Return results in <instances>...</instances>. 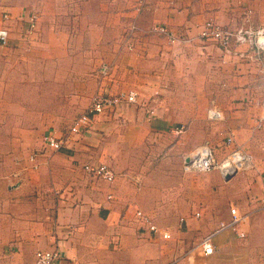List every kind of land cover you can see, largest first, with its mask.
<instances>
[{
    "label": "crops",
    "instance_id": "obj_1",
    "mask_svg": "<svg viewBox=\"0 0 264 264\" xmlns=\"http://www.w3.org/2000/svg\"><path fill=\"white\" fill-rule=\"evenodd\" d=\"M76 1L77 13L97 25L78 24L73 33L53 26L41 30L36 37L40 41L33 45L45 49L41 51L47 56L38 61V52L33 50L37 61L31 60L28 66L48 70L52 76L55 70L61 71L55 74L59 80H54L61 83V92L53 88L54 82L45 94L65 97L64 105L52 99L45 108V122L38 128L0 120V264H32L38 251L55 252L56 264H264V209L259 204L264 185V132L255 125L264 115V82L258 85L255 80L256 72L261 76L262 71L256 60L248 65L237 57L250 50L251 35H246L247 48L230 52L197 37L198 26L207 21L247 33L257 24L264 26L259 19L252 21L253 16H242L250 10L247 3L251 0ZM72 2L45 0L44 8L38 7L37 0L3 4L13 15L26 18L38 12L54 25L67 15L65 7ZM136 4L143 7L136 9ZM132 23L137 25H131L136 27V41L128 49L122 40L126 26ZM156 25L187 43H169L167 35L151 31ZM15 31H20L17 25ZM2 50L5 47L0 46ZM8 64L10 60L1 58L0 69L5 70L0 72V81L11 70ZM104 65L109 74L101 78ZM20 74L15 82L29 84L37 95L33 79ZM129 92L136 94L137 104L95 115L88 133L77 143L58 152L39 153L43 147H37V134L32 133L62 135L94 96ZM12 106L13 120L27 117L21 102ZM68 108L69 114L65 112ZM213 109L220 119L209 118ZM29 115L37 116L36 112ZM58 118L63 119L61 123L55 122ZM202 132L203 140L198 136ZM227 138L231 144H226ZM21 143L30 150L24 152ZM204 144L213 149L218 162L236 149L247 158L228 180L222 170L204 175V193L211 198L214 211L203 223L198 221L201 225L193 221L189 230L203 229L209 234L210 226H218L212 215L221 212L226 215L223 222L228 221L231 208L246 216L238 233L226 229L213 235L215 252L207 257L197 249L201 238L195 237L205 233H183L171 226L161 229L148 217L175 212L167 198L184 197L186 189L174 178L168 180L176 169L186 174L189 151ZM139 149L144 150L142 159ZM146 150L153 156L158 150L162 156L151 161ZM172 155L181 157L182 166L178 159L180 165H175ZM171 162L173 170L168 168ZM98 165L108 167L115 179L106 182L84 170ZM197 187V182L190 185L191 197L198 193ZM146 221L160 233H151ZM164 232L169 238H162Z\"/></svg>",
    "mask_w": 264,
    "mask_h": 264
},
{
    "label": "rangeland",
    "instance_id": "obj_2",
    "mask_svg": "<svg viewBox=\"0 0 264 264\" xmlns=\"http://www.w3.org/2000/svg\"><path fill=\"white\" fill-rule=\"evenodd\" d=\"M3 1H7V0H0V29H6L8 31V39L6 42V45L1 46V47H5V50L0 51V61L1 58H4L6 60V62H11V70L5 73L6 78L4 80L0 81V120H9L16 123H20L22 126L25 127H39V125H43L45 122V117L43 116L45 114L46 111V106L49 105L51 103V100L54 99V102H58V106H62L64 105V103L62 102V99L65 97H47L45 94V90L46 88H49L50 85L55 82V86H53L54 89L56 90H62L61 87V83H58L54 80H59V77H57L55 74L58 72L60 73V70H55L54 74L52 76V74L48 71V70H39L38 68H28L29 66V62L31 60H33V62L37 61L35 58V53H33V50L37 51V56H38V61H40L41 57L47 56L45 55L42 51H45V49H40L39 47H36L35 42L37 43L38 41H40L39 39H37V35H40V31L41 30H45L46 28H50L53 26L54 29H59V30H63V29H67L66 31L70 32H74L77 30L78 28V24L82 27L87 26L88 24L91 25H97V22H91L89 21L86 16L84 17L81 13H77L79 12L78 9L79 7L77 6V1L76 0H72L73 2L70 4V6H66V16H63L62 19H60L59 21L56 22V24L51 25V23H47L44 19H41V16L39 15L38 12H33L30 13L29 15L26 16V18H22V17H18L16 15H13L12 12L7 11V8L9 7L8 5H4ZM39 2L38 7L44 8V3L45 0H37ZM28 2H30V0H28ZM43 2V6L40 4ZM76 2V3H75ZM254 2V3H253ZM35 3V1H34ZM248 6H250V10H247L244 12V14H242L243 17L248 18L250 17H257V19L252 18L251 20H260L262 22H264V0H251L250 2L247 3ZM13 6V5H11ZM142 4H139L137 6L136 4V9L138 8H142ZM243 10V9H242ZM244 10H246V7H244ZM251 10H254V12L251 14ZM93 12V9L91 10ZM4 15H7L8 18L5 20L4 19ZM80 15V21H77V17H79ZM30 16H35L36 18V23L34 24V27L31 28L30 24L28 23V18ZM50 24V25H49ZM257 24V23H256ZM17 25V28L20 30L19 32L15 31V26ZM59 25V26H58ZM88 25V26H89ZM131 25H134L137 27V25L135 24H128L125 30V35H127V33L129 32V29L131 27ZM249 25L252 27L254 25V23L250 22ZM258 26H253V28H256L253 30V32H257L260 30H263L264 26H261L259 24H257ZM261 26V27H259ZM60 27V28H59ZM156 27H158L156 25ZM224 27V26H223ZM152 31V30H151ZM252 32V33H253ZM126 38V36H124L122 41H125L124 39ZM85 39V38H84ZM253 42L256 40V38H252L251 39ZM82 41V40H81ZM85 46H87V40L85 39ZM11 44V47L9 50H6L7 48H9L8 46ZM71 45H73L74 43H70ZM250 45V44H249ZM244 47L248 45H238V44H232V48L231 50L236 49L237 47ZM36 48V49H35ZM234 48V49H233ZM42 50V51H41ZM31 53H33L31 55ZM245 55L244 56H237L239 57L240 60L246 62V64L250 65V63H252V61H257L254 62L257 64V67L260 71H262V75L260 76L258 72H256V77L255 80H258V85H262V82H264V60L262 59V56H258L257 59H255L253 57V54H250V50L248 47V50H245ZM76 56V55H73ZM41 61H45V60H41ZM55 61L56 58H55ZM10 65L8 64L7 69L10 67ZM5 69H0V72L4 71ZM19 75L20 73V77L21 78H32L33 79V84H35L32 88H37L38 89V94L35 95L34 92L31 90L30 85L29 84H22L23 82H21V85H19L17 82H15L14 79H17L18 77L16 76V74ZM70 77V76H69ZM71 80V79H70ZM263 80V81H262ZM22 81V80H21ZM46 81H50L48 83V86L46 85ZM37 82V85H36ZM73 81L71 80V83ZM50 89V88H49ZM73 90H68L67 93L72 92ZM75 94V93H72ZM72 98V97H71ZM136 98V97H135ZM138 99V98H137ZM60 101V102H59ZM21 102V104L23 106H26V112L29 113H33L36 112L37 116L34 117H30V115L24 118L21 116H18L15 120H13L12 115H13V104H17L19 105V103ZM85 103V102H84ZM52 104V103H51ZM73 107L76 106L74 103L71 104ZM71 105H68L71 106ZM54 106H56V103H54ZM71 106V108L73 109V107ZM10 113V117H4V113ZM65 112H67L68 114L71 112V110L68 108ZM38 113L42 114V116H38ZM58 123H61V121L63 120L62 118H58L57 119ZM75 120V119H74ZM73 120V121H74ZM73 121L71 123V125L73 124ZM93 118L91 119L90 123L88 125H86V128L80 129L79 133L76 135L72 136V142L73 143H77L79 141V139L83 138L84 135L86 133H88V130L93 122ZM55 122L53 123L56 127L57 125L55 124ZM65 123V122H64ZM70 125V127H71ZM55 127L54 130H57V128ZM36 128L35 131H37L38 129ZM68 131V130H67ZM62 132V135H65L66 132ZM55 133V132H52ZM35 135V137L37 138V142H38V148L40 146V148L42 147L43 144V137L47 134H42L41 132L37 131V133H32V135ZM54 135V134H53ZM62 135H57V137H61ZM24 136H27L26 134H24ZM202 140L204 139V134L203 132L200 133L198 135ZM228 139V138H227ZM226 141V140H225ZM203 142V141H202ZM201 146V145H200ZM199 146V147H200ZM21 147L24 148V152L26 150V152H28L27 150H30L27 148V146H23V144L21 143ZM37 148V150H38ZM37 150H35L37 152ZM41 150V149H40ZM39 150V153H43L44 150L42 149V151ZM34 151V152H35ZM147 151V150H146ZM193 151V150H192ZM190 152V154H193L195 151ZM139 152V158L142 159V155L144 153V150H138ZM142 152V153H141ZM149 153V157L151 159V161H154L157 159L158 155L162 156L160 154V152L158 150L153 151L154 152V156L151 154V151H147ZM146 152V154H147ZM35 155L36 153H32L31 155ZM145 154V155H146ZM136 156H137V150H136ZM172 159H176L174 162L176 166H179L181 163L182 166V159L181 157H174V155H172ZM180 163H179V161ZM174 164L173 162H171L170 166H168L169 170H173ZM216 172H220V170H215ZM212 171V172H215ZM183 172V170H182ZM179 169L175 172V175L171 176V180H168L169 182H173L174 180L172 178L175 179V182L177 184H179L182 189H186L185 191V196L181 197V198H167V203L171 206H173L171 209H173L175 212L173 213H168V214H148L150 221H153V223L155 225H157L159 228H166L167 226H171L174 228H177V230H181L183 233H187V232H191V233H199V232H203L205 234L203 235H195L196 240L199 241V239L201 238V240L207 236H211L213 235L215 232H217L220 229L221 223L223 222L222 219L226 218V215L222 214L221 212H218L217 214L212 215L213 216V221L215 222L217 220V224L215 226H210V231L208 232L209 234H207V232L203 229H201V231L198 232V229L195 228V231L189 230L188 228L191 227L193 225V221L195 222L194 225H196V222L199 224L203 223L205 220L206 215H209V213H211V211L213 210L212 207V202H211V198L207 197V195L204 193L205 192V179L207 176V174H198V173H188L186 172V174H184V172L182 173ZM211 172V173H212ZM173 173V172H172ZM178 173L180 174V176L178 177ZM210 173H208L209 175ZM195 182V183H194ZM197 182L198 185V193H192V197L190 195L189 192V187L190 185H195ZM193 187V186H192ZM194 189H196V186L194 188H192V192L194 191ZM197 191V190H196ZM214 211V210H213ZM137 212V211H136ZM198 214V215H196ZM200 215V216H199ZM133 216H135V212L133 213ZM151 217V218H150ZM202 219V220H201ZM199 221V222H198ZM221 222V223H220ZM224 222H227L226 220ZM201 225V224H199ZM166 226V227H165ZM193 227V226H192ZM191 227V228H192ZM208 226H205V229ZM207 230V229H206ZM222 232V231H220ZM207 234V235H206ZM200 240V241H201ZM194 245V243L192 244ZM190 246L191 248L193 246ZM190 248V249H191ZM175 264H179L178 261H175Z\"/></svg>",
    "mask_w": 264,
    "mask_h": 264
},
{
    "label": "built area",
    "instance_id": "obj_3",
    "mask_svg": "<svg viewBox=\"0 0 264 264\" xmlns=\"http://www.w3.org/2000/svg\"><path fill=\"white\" fill-rule=\"evenodd\" d=\"M8 18L7 15H4V19ZM35 16H30L28 18V23L30 27L33 28L36 23ZM198 39L203 42H210L219 46L225 52H230L232 44L244 45L248 43V38L246 35H251V38H256L253 42L250 40V53L253 54V57L257 59L258 56H262L264 60V44L263 46L260 43V39H264V29L247 33L241 30L232 31L226 27H223L219 24H216L212 21H207L202 25L198 26ZM152 32L157 34L167 35L169 43H187L185 39L181 37H176L173 33H168L164 27H154ZM136 27L131 26L129 32L127 33L126 38L124 39V44L127 45L128 49L132 48L133 42L136 41L135 38ZM8 39V31L6 29H0V45H6ZM245 54H239V56H244ZM99 74L101 78L107 77L109 74L108 68L104 65L101 67ZM135 93H118L115 95H104L100 94L94 96L87 107L86 111L78 116L74 121L71 127L68 129L65 135L57 137L55 134H47L43 137L42 149L44 151L58 152L62 148L67 147L72 142V136L79 133L80 129L86 128L95 115L104 114L105 112L113 113L118 106L121 105H132L137 104V97ZM210 119L216 120L220 119V114L217 110H210L208 113ZM256 128L264 132V115L256 120ZM177 133H179L177 131ZM232 139H226V144H231ZM34 157L30 158V161H33ZM184 171L189 173H198V174H208L215 170L226 171L230 168L231 174L235 172L238 168L244 165L247 160L246 156L242 155L238 149L231 151L222 162L216 160L213 149L208 145L204 144L196 149L193 154L187 155L185 158ZM84 170L93 176L100 178L106 182H112L115 179V174L106 166H85ZM225 173V174H226ZM259 204L262 209H264V185L261 190V195L259 198ZM137 216L142 217L141 213H137ZM144 218V216L142 217ZM246 220V216L240 215L236 209H230V219L227 222H222L220 229L215 232L219 233L224 230H232L235 233L237 232V227L241 226ZM148 223V230L151 233H160L156 226ZM145 222V223H146ZM213 234V235H214ZM207 236L203 238L197 245L200 253L204 256H212L215 252L214 244L212 243V237ZM163 239L169 238L167 233H161ZM239 238H242V234L239 233ZM58 260V255L55 252L51 251H38L35 253L34 261L32 264H56ZM170 264V263H169ZM175 264V262L171 263Z\"/></svg>",
    "mask_w": 264,
    "mask_h": 264
},
{
    "label": "bare ground",
    "instance_id": "obj_4",
    "mask_svg": "<svg viewBox=\"0 0 264 264\" xmlns=\"http://www.w3.org/2000/svg\"><path fill=\"white\" fill-rule=\"evenodd\" d=\"M260 43H261V45L263 46V44H264V39H260ZM231 170H232V168H230V169L227 170L228 174H231Z\"/></svg>",
    "mask_w": 264,
    "mask_h": 264
},
{
    "label": "water",
    "instance_id": "obj_5",
    "mask_svg": "<svg viewBox=\"0 0 264 264\" xmlns=\"http://www.w3.org/2000/svg\"><path fill=\"white\" fill-rule=\"evenodd\" d=\"M231 175H233V173H232V174H228V173H226V174L224 175V179H225V180H228V179L230 178Z\"/></svg>",
    "mask_w": 264,
    "mask_h": 264
}]
</instances>
